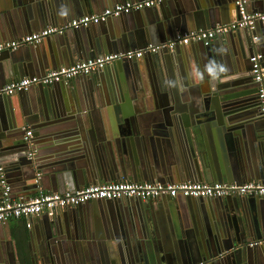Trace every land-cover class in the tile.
<instances>
[{
    "label": "water",
    "instance_id": "95a60500",
    "mask_svg": "<svg viewBox=\"0 0 264 264\" xmlns=\"http://www.w3.org/2000/svg\"><path fill=\"white\" fill-rule=\"evenodd\" d=\"M116 1L126 0H0V40H11L44 24L59 22L71 13L73 16L98 12L106 2ZM169 1L175 0L160 5L166 7ZM213 2L215 15L218 8L235 9L237 13L235 0ZM259 4L264 5V0ZM148 9L124 15L142 14ZM162 11L166 16H159L162 22L157 28L160 32H175L178 28L180 33L194 30L186 29L188 12L179 6L177 16L167 8ZM107 22L51 35L57 36L48 52L52 63L70 65L79 59L91 58L92 49L114 51L126 45L135 25L123 18L121 23L127 26L113 32L103 26ZM144 30L151 36L153 31ZM251 35L249 30L239 29L217 37L228 36L225 42H216L217 38L210 45L195 42L202 47L203 67L212 64L221 69L216 76L204 70L207 78L204 83H207L194 91L197 97L188 108L191 114L196 112L197 117L190 120L185 118L188 112L177 110L176 104L156 102L155 107L163 110L165 116L143 124L139 114L148 109L144 99L131 98L129 101L114 96L111 100L106 94L101 100L99 87L94 86L102 75L99 71L107 72L108 65L95 74L59 82L61 86L68 85V98L60 94L64 89L56 87L57 83L33 85L11 95L1 94L0 167L17 172L23 188L33 194L38 186V173L52 181L49 189L59 192L114 180L264 182V115L257 83L250 74L251 64L248 65ZM33 45L24 46L30 48L23 52H18L22 47L0 52L1 85L15 76L35 74L45 63L41 61L46 59L40 56L39 43ZM146 57L148 55L143 58ZM141 59L113 62L124 71L120 81L130 83L137 77L140 73L137 66L145 76ZM153 65V68L148 67V75L162 71L161 63L155 61ZM83 77L85 83L81 81ZM34 86L39 90L26 95ZM204 86L210 94L207 97L200 95ZM13 95H20L19 101L12 98ZM107 102L114 104L118 114V126L111 134L102 124L100 115L101 107ZM28 128L33 130L32 135L25 139ZM208 135L214 140L208 142ZM211 150L215 158L211 157ZM179 197L184 199L181 201H185V205L178 202L177 197L169 196L148 200L136 197L92 200L101 201L109 209L104 214L107 227L101 236L92 233L91 218L83 212V204L66 208L65 212L61 209L58 215L46 214L44 227L39 229L48 252L42 264H62L58 252L65 238L84 244L91 251L95 248V252H99L97 264H246L253 258L256 264H264V196ZM123 199H128L125 205L132 209L131 215L124 216L121 212ZM170 200L185 208L190 220L186 222L181 217L177 226L166 230L155 213L158 207L168 208ZM60 213L63 215L59 216ZM179 213L182 216L181 210ZM97 239L95 243L93 240ZM253 241L257 244L251 246ZM107 249L112 252L111 259L114 257L111 261ZM0 264L8 263L0 259Z\"/></svg>",
    "mask_w": 264,
    "mask_h": 264
},
{
    "label": "crops",
    "instance_id": "0c3cea01",
    "mask_svg": "<svg viewBox=\"0 0 264 264\" xmlns=\"http://www.w3.org/2000/svg\"><path fill=\"white\" fill-rule=\"evenodd\" d=\"M119 2L122 1H116L114 3L106 2L105 7L100 9V11H102L106 7L115 5L116 3ZM262 2L263 0H248V9L250 11L264 12V5L259 4ZM163 6L164 5H160L158 7L148 9L146 11H143L142 14L132 13L131 15L129 14L127 16L121 15L118 18H110L107 23L103 24V26H108V28L111 29L113 32L122 31V26H127L126 24L121 23V20L125 18L126 20H129L131 24L135 25L134 30L132 29L133 34L129 38V42L126 43V45L123 44V46H119L118 48H115L116 50L114 51H102V50L98 51L96 49L90 50L91 57L103 53L119 52V51L141 48L149 43H159L162 41L172 39L177 33H180V30H178L180 28H178L175 32L171 30L160 32V30L157 28L158 24L162 22L159 16L163 14H165L166 16V13L162 14L163 12L162 10H164V8L170 10L169 12L172 14L174 13L175 16L178 15V6L182 11H187L188 12L187 16L189 17L187 18L186 29L201 30L202 28L200 29V27H204V29H209L218 24L229 23L236 18L235 9L228 11V10H224L223 8L220 9L218 8L217 11L218 13L217 15H215L212 10L214 9L213 0H175V1H169V3L165 5L166 7ZM93 13H97V12H93ZM84 14H88V13H83L78 15L73 14V16H71L72 15L71 13L68 16H66L67 18H62L59 22L44 24L43 27L33 31H38L49 25H61L72 18ZM146 28H148L150 31H153L151 32L152 33L151 36L145 34L144 29ZM256 32L260 37L259 50L262 51L264 54V23L258 25ZM27 33L30 32L22 33L19 36L14 37L13 39L21 37ZM228 36H223L221 39L217 38L215 41L218 42V40H222L223 42H225ZM8 39L9 38L2 39L0 40V42ZM56 40H57V36L54 35L48 37L43 42L39 43L38 46H40V51H39L41 53L40 56L41 57L43 56V58H45L46 60L44 59L41 60L45 63H43L38 68L39 70L35 72V74L33 75L24 74L22 76H17V77L15 76V78L7 80L6 82H4V84L10 83L14 80H18L25 76H41L46 74L49 70L61 66H66L67 64L55 66V64L52 63L53 61H51L49 58L48 52L50 50V47L53 46L52 44H54ZM28 48L30 47L23 46L18 52H23V50ZM33 48H35L34 45ZM201 49L202 47L200 44L192 42L188 45L179 47L174 52L162 51L155 55H148V57L142 58L140 60L144 67L143 71L145 70V76L142 75V71H140L141 68H139L136 65L137 66L136 68L140 72L138 74V76L140 77L137 76L132 78L130 83H128V80L124 82L122 80L120 81L121 74L124 71H122V69L119 68L118 63L109 64L106 67V70H108L107 72L99 71V73L102 75H100L99 77L100 79L95 83L94 87L95 88L99 87L98 93L102 95L101 100L103 98V95L105 96L106 94L110 96L111 100L114 99V96L118 97L120 100H126L128 98L129 101H131V98H141L142 100L144 99L148 105V109L144 110L141 114H139L141 118L140 120L143 124H149L150 121L160 120L165 116L163 110L155 107L156 102L159 105L167 104L168 102L174 103L178 107L177 110L180 111L184 110L185 112H188L187 114H185V118L187 120H190L191 118H196L197 113L195 112L194 115L193 113L191 114L190 108L188 107H190V104L193 102V99L197 97V94H194L196 87H199V85H201L202 83H204L205 80H207V78L204 77L205 76L204 70L206 66L203 67V63L201 61V56H200L202 53ZM148 61L150 62L149 63L150 65H148V67L150 66V68L151 67L153 68L154 66L153 63H155V61L161 63L163 65V67L161 66L162 71L160 73L157 72L156 75H152V76L148 75L147 73L148 67L146 65ZM248 65L250 66L249 62ZM105 72L106 75H103ZM84 80L85 78L83 77L81 81L85 83ZM206 83L207 82H205L204 85ZM67 86L68 85L61 86L59 85V82L56 84V87H58L59 89L61 90L64 89V91H61L60 94L65 95L66 98H68L67 95L69 89ZM73 86L74 85L72 83L71 87ZM37 90H39V87L34 86L30 89L29 91L30 93H27L26 95L30 96V94H35ZM207 91L208 88L204 86L203 94L200 95L202 97L209 96L210 94H207L208 93ZM19 96L20 95H13L12 98H16V100L19 101L20 98ZM201 96H199V98H201ZM104 100L107 101V98H104ZM113 105H114L113 103L107 102L106 106L101 107L102 111L100 114L102 118V124H104L105 129L109 134H111L112 132L114 133V128H117L118 126V114H116V111H114ZM27 130H32V129L28 128ZM207 138H208V142L214 140V138L209 135ZM59 140L60 139H58L57 141ZM47 143L48 145H50V142ZM34 145L35 147L39 146L36 144ZM40 146H43V144L41 143ZM40 153L41 151L38 152V155ZM40 156L41 155H39V157ZM211 157L215 158V154L213 153L212 150H211ZM4 171L7 175L9 183L12 184V195L14 198L27 199L28 196L34 195L33 192H31L30 190L23 188L21 182L19 181V174L17 172H12L11 170L8 171L7 168L4 169ZM214 182H219V181H214ZM51 183L52 181L49 180V178L42 176L39 181V186H41L44 190L53 191L52 189H49L52 187ZM35 191H37V188L35 189ZM177 198L179 200V201L177 200L178 202L184 204L185 201H181L184 200L182 199V197H177ZM126 200L128 199L122 200L123 202H125L122 204L123 208L121 210L124 216L131 215V211H132L131 208L125 205ZM168 202L170 204L168 208L158 207L157 214L155 213V216L161 219L164 229L167 230V228L171 226L173 227L177 226L180 223L181 217L182 219L184 218L186 222L190 220V216L187 214L188 213L187 210L185 208H180V205L177 204L178 202L176 203L177 205L173 200H170ZM82 206H83V212L87 214L86 216H89L91 218L92 233H94L96 236L97 235L101 236L102 234H104L107 227V221H105L104 214L109 212L108 207H106L105 204H103L101 201H90L83 204ZM177 206H179L180 208L179 210H181L182 216H180ZM71 208L73 209L76 207H71ZM65 210L67 209L65 208L62 211L65 212ZM113 211H115V208L113 209ZM59 212L60 210L56 213V215H58ZM62 215L63 213H60L59 216ZM46 216H47L46 213H43L39 216L33 217L32 225L30 227L27 226L26 220L21 218L12 219L7 223H0V259L6 260L8 264H42L45 255H48V252L46 249V244H44L43 240L40 238L39 229L40 231L43 229L45 220L47 218ZM93 241L97 242L98 239ZM84 246H85L84 244L79 245V243H77L76 241L65 238L63 241H61L59 245L60 251L58 253L60 254L59 257L60 263L97 264L99 262L98 261L99 252L96 253L95 248L91 247L92 248L91 251L89 250V248L87 249ZM107 253H108V260L110 261L113 260L114 257L111 259L112 252L110 253L109 249H107ZM246 264H256L255 259L253 258L249 262L247 261Z\"/></svg>",
    "mask_w": 264,
    "mask_h": 264
},
{
    "label": "built area",
    "instance_id": "2783aa9c",
    "mask_svg": "<svg viewBox=\"0 0 264 264\" xmlns=\"http://www.w3.org/2000/svg\"><path fill=\"white\" fill-rule=\"evenodd\" d=\"M167 0H126L104 8L97 13H88L72 18L61 25H49L38 31L27 33L21 37L1 41L0 52L16 50L26 45L42 42L45 38L63 33L66 30L87 27L106 22L110 18L119 17L134 11L156 7ZM237 7L236 18L226 24H218L209 29L193 30L186 33H177L172 39L159 43H149L141 48L126 51L110 52L82 59L73 64L49 70L41 76H25L0 86V95H11L29 89L33 85H51L68 81L77 76L90 75L104 69L107 65L118 60L140 59L146 55L158 53L163 50H175L178 46L188 45L192 42H202L210 45L219 35L239 29L251 32L252 52L249 57L250 73L258 86V100L261 112L264 115V54L259 50L258 25L264 23V12L250 11L248 0H235ZM32 135L27 130L25 139ZM37 191L27 199L14 198L12 185L9 183L3 167H0V223H7L12 219H25L27 226L32 225L33 217L46 213L55 215L59 210L76 207L92 200L122 199L129 197L142 200L156 199L163 196L176 198L179 196L193 198H223L228 196H246L255 194L264 196V182L255 180L245 183L236 182H207V181H133L114 180L84 185L75 191H47L39 186L41 174H37ZM257 241L250 243L251 246ZM203 264V263H202Z\"/></svg>",
    "mask_w": 264,
    "mask_h": 264
},
{
    "label": "clouds",
    "instance_id": "9594fccd",
    "mask_svg": "<svg viewBox=\"0 0 264 264\" xmlns=\"http://www.w3.org/2000/svg\"><path fill=\"white\" fill-rule=\"evenodd\" d=\"M218 69H221L220 66L210 64L206 66L205 71H207L209 74H212L213 76H216L219 74Z\"/></svg>",
    "mask_w": 264,
    "mask_h": 264
}]
</instances>
